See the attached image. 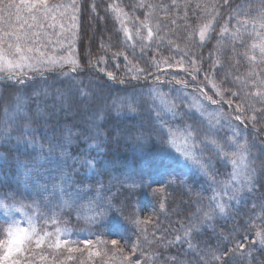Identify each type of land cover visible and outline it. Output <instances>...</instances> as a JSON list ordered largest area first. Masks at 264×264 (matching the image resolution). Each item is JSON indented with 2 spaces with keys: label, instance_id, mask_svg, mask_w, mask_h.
I'll return each instance as SVG.
<instances>
[{
  "label": "trees",
  "instance_id": "trees-1",
  "mask_svg": "<svg viewBox=\"0 0 264 264\" xmlns=\"http://www.w3.org/2000/svg\"><path fill=\"white\" fill-rule=\"evenodd\" d=\"M147 2L158 6L153 10L152 19L153 22L160 23V29L154 35L155 49L147 51V58L154 62L156 56H162V59L183 61V64L192 66L194 65L191 61H195V67L198 66L200 69L197 79L214 81L226 98L239 99L243 95L240 81L236 79L233 71H229L225 59L218 56V49L222 38L230 33L235 15L261 7L262 0H228L227 4L224 0H147ZM111 3L121 5L129 16L138 20H143L147 12L145 8L136 7L139 0H76V5L80 9L77 13L79 33L72 47V54L80 67L75 71L71 66H63L44 71L43 76L34 74L23 84L7 80L6 74L0 73V123L4 105L8 104L11 107L14 95L33 97L29 107L34 109V90L40 91L43 101L41 107L50 115L39 119L33 125L32 136L45 143L48 138L64 135L71 129L74 139L66 146L65 160L66 175L71 177L70 183L80 185L87 195H97L98 192L99 196L104 198L106 196L112 204V219L104 225H95L90 220L81 219L74 208H63L57 216L56 225L51 223L43 225V221H38V224L43 225L47 231L54 232L56 227L66 229L68 233L66 238L72 241L71 246L79 248V251L69 253L66 247L57 250L49 248L46 243L40 249L34 248L30 259L34 264H120L113 256L114 250L110 243L113 238L121 239L127 246L126 251L139 242L144 255L138 252L137 256L143 264H204L199 256L206 255L209 251L224 252L241 241L245 243L244 251L226 257L224 264H264V248L253 245L250 249L248 239L242 238V235L246 234L245 230L252 225L264 226L258 219L264 216L262 212L264 150L261 149V146H264V120L256 118L255 127L250 129L247 126L249 133L255 135L260 142L254 144L253 150L256 153L253 157L257 158L255 162L257 173L251 186L258 197L248 211H244V202L251 191L232 198L236 189L235 183L233 185L228 183L226 174L229 168L220 163L217 164V168L218 172L221 174L223 172V177L216 179L217 183L212 188H202L197 184L189 188L181 181H172L167 185L153 183L154 179L159 178L167 170L165 167L160 169L159 166L150 165L144 171L148 174L147 182H140L133 187L125 184L126 179L133 176L131 165L136 164L139 159L145 164L157 165L165 161L163 154L165 144H161L155 138L149 140L146 135L142 155L139 159H133L134 136L137 133H146L155 126L153 114L156 102L152 99L155 96L152 90L159 87V84L167 85L171 79L162 78L163 76L152 72L149 75L155 77L133 81L115 65L122 67L123 61L118 58L119 51L124 52V56L130 54L128 49L123 50L121 37L115 30L111 12L107 8ZM210 13H218L213 22L214 29L209 33L206 43L199 45L195 30L210 19ZM226 24L228 33L222 37L220 30ZM188 38L192 39V43L185 45L184 42ZM116 56L117 61L114 62ZM101 57L108 67L98 62ZM109 72L113 73L115 79L108 77ZM162 79L164 81H160ZM79 89H84L90 94L91 106L82 104L77 96ZM59 91L70 92L68 104L62 106L55 99ZM45 92L50 94L47 99L43 96ZM232 92H239V95L233 96ZM172 97L173 95L169 98ZM113 101H123L125 104L129 102L135 104L139 101V104L136 112L109 110L106 118L98 122L100 135L97 137L93 111L105 104L111 106ZM258 129H262V132ZM94 144H98L99 147H93ZM34 152L35 149L29 148L26 144H18L15 133L11 140L0 139V197H4L5 202L23 200L24 203L31 204L29 191L18 181L17 165L18 161L29 159ZM85 158H94V166L91 169L82 166L81 161ZM225 181L230 185L229 190L221 187V183ZM214 196L216 200L212 199ZM217 202L225 204L226 212L225 214L214 212L212 219L200 224V231L194 232L191 238L195 250L189 249L186 240L174 242L177 235L184 236L181 225L187 227L194 216L200 223L202 212L209 211V205ZM161 204L164 205L163 210ZM45 205L50 206L45 202L42 206L44 210ZM145 208L156 210V216L151 215L152 224L141 226L147 228L144 234L146 239L141 235L140 228L132 223L133 217L144 219L142 215ZM198 209L201 211L198 212ZM85 240L92 243L85 247L82 243ZM96 252L100 255H95ZM41 255L47 259L41 260ZM137 256H133L132 259L135 260ZM145 256L151 259H145Z\"/></svg>",
  "mask_w": 264,
  "mask_h": 264
},
{
  "label": "snow or ice",
  "instance_id": "snow-or-ice-1",
  "mask_svg": "<svg viewBox=\"0 0 264 264\" xmlns=\"http://www.w3.org/2000/svg\"><path fill=\"white\" fill-rule=\"evenodd\" d=\"M224 3L227 4L228 0H224ZM264 4V0H262ZM138 8H145L147 12L143 20L138 21V26L135 30L136 38L141 41L147 40L151 42L154 35L160 29L159 22H153V10L158 6L152 3H148L147 0H139V3L136 5ZM199 7V5H197ZM108 10L112 12L115 16V19L121 23V30L125 34L128 40L133 39L132 31L126 25L128 20L126 19L129 14L124 10V8L117 4L111 3L107 6ZM69 9L71 14L69 16ZM79 8L76 5V0H72L71 5H65L62 3H52L50 0H0V73H4L5 79L10 81H16L17 83L23 84L25 82V77L31 79L32 77L29 74H38L43 76L44 71L53 70L57 67H63L65 65L71 66L72 70L75 71L80 67L79 62L74 58V56L69 53L65 56L59 57H47L45 53L41 51L40 39L41 36L47 35L41 30L47 26L50 28H55L57 23L61 30V34L67 30L73 32L77 29V13ZM93 11H95V5H93ZM215 11L213 6V12ZM27 13V16L22 15V13ZM210 19L206 23H203L196 29L198 31L199 40L203 43L208 38V33L213 30L214 21L216 20L217 14H209ZM15 17L17 22L16 25L10 23L12 17ZM68 19L70 22L67 24L64 23V20ZM138 20V18H135ZM51 21L52 23H48ZM175 23V20L172 21ZM251 24L252 31L250 35L254 36L253 42L247 46L248 51L242 53V55L253 65L259 61V63L264 64V7L258 11L257 16L254 20H237L238 27L231 33L232 40L237 39L243 42L244 36L241 31L248 32V26ZM142 30H146V36L142 35ZM155 30V31H154ZM225 33H228V25H224L220 34L223 37ZM171 42V41H170ZM258 53V56H257ZM127 59V57H125ZM98 62H103V57ZM168 67H172L171 64H168V61H164ZM195 64V61H192ZM177 66L180 71H187L183 65V61H178ZM157 68H160V65H156ZM197 71L199 69H196ZM137 72H144L143 68H136ZM108 77L115 79L113 73H107ZM258 74L249 71L247 77L243 79L245 85L251 84L255 91L249 90L246 92L247 95H251L259 98V100L264 103V79L260 80L259 85L256 84L255 79H249L250 77H257ZM133 79H136L137 76L133 75ZM193 79H196V76L193 75ZM159 80V78H156ZM207 79V77H206ZM238 81L241 78L238 76L236 78ZM178 84H181L182 87L186 88L187 83L182 81H177ZM212 89L215 91L217 96H220L221 100L224 99L223 92L220 87L214 82L209 81ZM201 92L204 90L201 89ZM227 91V90H225ZM152 93L156 96H160L161 93L158 89H153ZM50 94L45 92L43 96L45 99L48 98ZM231 95L237 96L239 92H232ZM35 96V108H30L29 104L32 102L33 97H25L21 95H14V103L9 107L8 104L4 105V113L2 117V123H0V139L4 141L11 140L13 138V133H15V139L17 143H24L29 148L39 149L40 153L47 152L49 158L53 153L59 151L61 156L64 155L65 145L71 142L74 139V134L71 129L66 131V134L62 135L55 143L49 142L47 149L45 145L40 143L32 136L33 125L39 120L45 118L47 114L44 109L41 107L43 101L41 100V92L34 90ZM77 96L82 102V104L90 105L89 96L90 94L84 90H77ZM209 103L216 104L217 101L211 96L205 95L204 97ZM55 99L60 102V104L66 105L70 99V92L59 91L56 94ZM231 104V101H227ZM139 101L135 104L129 102L125 104L123 101L117 102L113 101L112 105L109 106L105 104L102 107L95 108L93 111V124L96 128V136L100 135V123L108 115L109 110L116 112H123L125 110L129 112H136ZM179 105L175 102L171 107H166L165 111H173L174 114L180 115L178 109ZM259 109H257L258 111ZM236 112L243 114L245 109L242 105H237ZM156 118L160 120L159 127H153L150 130H147L146 133H141L139 138H145L151 140L155 138L161 144H171L175 146L177 132L174 128L167 124V121L163 120L162 114L157 111ZM212 119L218 124L221 119H225L221 114H213ZM235 120L239 121L240 124L245 123V119L242 118V115H236ZM248 119L252 122L256 121V116L253 114ZM227 127L230 129L232 135H225L223 137L219 136L214 132H204L202 135L198 132L197 127L194 124H186L184 131L186 136L184 137V147L183 149H177L184 157L185 160L190 161L195 165L200 172L208 179L212 184H216L215 173L212 170V160H224L231 163L233 172L232 179L237 182L239 187L235 189L234 195L232 198H235L237 195H241L245 188L250 192L252 191V185L257 173V168L255 162L257 158L252 156L254 146L249 144L247 139H241V133L236 128L232 127L231 123L227 124ZM93 147H99L98 144H94ZM211 147L212 152L208 158L205 157V153L208 148ZM82 166L91 169L94 166V158L89 159L85 158L81 161ZM23 167L25 168V183L33 182V174L38 172V161H33L32 163H24ZM242 177L243 179H238ZM71 180V177L68 175L62 176L59 184H54L52 192L49 194L47 191V186H41L43 192V200L49 201V197L54 196L57 192L60 193L62 198V204H58L56 207L60 210L63 208H73L78 204V197L83 189H77L73 192H67L68 199H63L64 194L66 193V185ZM38 183V181H37ZM225 188L230 187V185L225 184ZM162 191V189H158ZM213 200H216V197H212ZM42 202L40 199L34 200L31 204H26L21 201L13 200L11 203L5 202L4 197H0V210H3L4 218L0 220V264H34L30 259V255L33 253V249H40L46 243L49 248L61 249L65 248L69 253L79 251V248L72 247L73 243L67 237V230L60 229L59 227L55 228V231H47L43 225L51 223L52 225L58 224V218L55 216L54 212L49 210L46 212L44 207L41 206ZM89 206L95 205L93 209L95 211V216H92L90 219L95 220L97 217L104 218L107 213L112 211V204L108 200H104L101 203V198L97 192V197L94 200L88 201ZM46 207V205H45ZM83 209V205L80 206ZM161 209H164V205H160ZM209 211L202 212V219L200 223L197 222V217L190 219L189 225L181 227L184 229V236L181 237L177 235L174 238L175 243H180L182 240L188 242V247L190 250H195L193 244L191 243V238L194 232L200 231V224L203 221L212 219V213L219 212L220 214H225L226 206L224 203L217 202L214 205H209ZM201 211L198 209V212ZM264 212V208H262ZM35 213V214H33ZM51 213V214H50ZM259 220L264 223V216L258 217ZM38 221H43V225L38 224ZM152 218L146 217L144 219L132 218V223L140 228L141 235L147 232L146 227L152 224ZM64 237V238H62ZM146 239V236H144ZM247 240L248 237L243 238ZM85 247L90 245L92 241L85 240L82 242ZM113 248V256L120 261V264H143L140 258L137 256V253L140 252L141 255L144 253L141 250L140 243L132 245L126 251V245L122 243L121 239H112L110 241ZM252 245H259L264 248V226L257 227L255 231V239L249 241ZM245 249L244 242H237L235 245L225 250L224 252L217 253L215 251H209L206 255L199 256V259L204 262V264H224L225 258L232 255H237L242 253ZM95 255L99 256L100 253L96 252ZM133 256H137L135 260L132 259ZM71 259V257H69ZM41 260H46L47 257L41 255ZM145 259H151L149 256H145Z\"/></svg>",
  "mask_w": 264,
  "mask_h": 264
},
{
  "label": "rangeland",
  "instance_id": "rangeland-1",
  "mask_svg": "<svg viewBox=\"0 0 264 264\" xmlns=\"http://www.w3.org/2000/svg\"><path fill=\"white\" fill-rule=\"evenodd\" d=\"M52 3H62L65 5H71L72 0H50ZM18 2V0H17ZM261 7H264V4H262ZM261 7L252 8L247 11H244L243 13H237L235 17L232 20L233 25L230 26L231 31L228 36H224L222 38V41L219 45L218 49V56L221 59H225L226 65L229 68V71H233L234 75L236 77H240V86H241V92L242 96L235 100L231 97H225L221 100L220 96H217L215 91L212 89L211 85L209 84L208 80H199L197 79V76L199 73L198 66L195 67L194 65H188L183 64L184 67L187 69V71H180L179 67L177 66V61L173 60H165L162 59V56H156L157 59L154 60V62L150 61L147 58V51L153 50L155 47V38L153 37V40L151 42L144 40L142 43L139 41L135 36V30L138 26V21L135 18L128 16L126 19L128 20L127 27L130 28L132 31L133 39L128 40L123 31L121 30L122 25L120 22H118L115 19L114 14L111 12V18L113 21V24L115 26V30L118 35L121 37V44L124 47L123 50L125 51L128 49V54L124 56V52L121 53L119 51L118 56L119 59L123 61L122 67H120L118 64H115L119 69L123 70L124 75L131 78L133 81H140L146 78H151L155 76H150L149 74L152 72H155L158 76H163L162 78L169 77L170 82H168L167 85L159 84V87L157 86L156 89H158L161 93L160 96H154L152 99L155 100L156 106L153 114V119L155 121V126H160V120L156 118V113L159 111L162 114L163 120L167 121V124L170 125L172 128H174L177 132L176 135V143L175 146L171 144L165 143V149L163 150V154L165 156V161L161 163L160 165L154 164V163H147L145 164L143 161H141L140 156L142 155V149H143V143L145 141V138L140 139L139 136L141 133H137V135L134 136V157L133 159H139L136 164L131 165V169H133V176L126 179L127 183H125L127 186H137L140 184V182H147V172H144L147 170L148 166H159V168H166L167 172H165L163 175H161L159 178L154 179L153 183H172V181H181L183 182V185L189 188H193L194 186L199 185V187L202 188H212L215 184H212L208 181V179L200 172V170L193 165L190 161H187L184 159V157L181 155L177 149H183L184 147V137L186 136V132L184 131L186 124H194L198 132L202 135L204 132H214L217 133L219 136L223 137L225 135H232L230 129L227 127V124L230 122L232 127L236 128L241 133V139H247L248 143L253 145L255 147V143L258 142V138L249 133V128L255 127V124L257 122V119L260 121L264 120V103H262L259 98L251 96V95H245L246 92L249 90L255 91L256 88H254L251 84L245 85L243 83V79L247 77V74L249 71H253L258 74L257 77H250L249 79H255L256 84L259 85L260 80L264 79V64L257 63L253 65L250 63L243 55L245 51H248V47L254 39L253 35H250L252 28L251 24L248 26V32H243V29H241L244 39L243 42L241 40L237 39L235 41L232 40L231 33L238 27L237 20H249L252 21L256 18L258 11L261 9ZM71 14V10L69 9V16ZM22 15L27 16L28 14L22 13ZM78 15H77V24H78ZM70 21L68 19L64 20V23L67 24ZM10 23L13 25H16L17 22L15 20V17L13 16ZM48 23H52L49 21ZM2 25V23H0ZM215 26V24H214ZM198 29V28H197ZM214 29V27H213ZM42 32L46 33L47 35L41 36L40 39V45L41 51L45 53V56L47 57H59V56H65L69 53L72 54V47H74V43L78 36V27L74 30L75 35H73V32L65 30L61 34V30L59 28V25L57 23V26L55 28H50L45 26L42 30ZM212 31V30H211ZM210 31V32H211ZM209 32V33H210ZM208 33V36H209ZM142 35L146 36V30H142ZM197 43L199 45H203L206 43L207 39L201 43L199 40V35L197 31ZM185 45H189L192 43V39L188 38L186 39V42H184ZM186 47V46H184ZM155 49V48H154ZM73 55V54H72ZM74 56V55H73ZM258 56V53H257ZM127 57V59H125ZM75 58V57H74ZM77 60V59H76ZM114 62L117 61V56L113 59ZM164 61H168V64H171L172 67H168L167 64L164 63ZM160 65V68H157L156 65ZM102 65L107 66L105 62H102ZM69 66V65H65ZM108 67V66H107ZM112 67V65H110ZM61 68V67H57ZM136 68H143L145 69L144 72H137ZM56 69V68H55ZM49 71V70H46ZM31 77L34 75V73L29 74ZM133 75H136L137 78L133 79ZM193 75L196 76V79H193ZM30 79L28 77H25V82L29 81ZM182 81L187 83V87H182L181 84H178L177 81ZM160 81H164L163 79ZM14 82V81H13ZM24 82V83H25ZM189 86V87H188ZM199 87V88H197ZM203 88L204 92H201L200 90ZM205 94L207 96H211L213 99L217 101L216 104L209 103L204 97ZM172 98H169L172 96ZM227 101H231V104H229ZM178 104L180 107L178 109L180 115L174 114L173 111H165L166 107H171L173 103ZM237 105H242L245 109V112L243 114L238 113L235 111ZM257 109H259L257 111ZM219 113L221 114L225 119H221L220 122L217 124L214 119H212V115ZM256 116V121L252 122L250 119H248L251 115ZM236 115H242V118L245 119V123L241 124L239 121L235 120L234 117ZM152 125H154L152 123ZM154 126V127H155ZM248 126V127H247ZM257 127V126H256ZM261 131L262 129H258ZM264 130V129H263ZM262 132V131H261ZM264 133V132H263ZM249 135L251 138H249ZM62 135H58L55 137L48 138L45 143V149H47L49 142L55 143ZM65 145V152L64 155L61 156L59 151H56L52 154V156L49 158L47 152L40 153L39 149H35L33 156H30L29 159H21L18 161V173L17 178L19 183H21L22 187L29 191L30 193V201L31 203L34 200L40 199L42 202V205L45 202H48L50 206H46L45 211L48 212L51 210V212L55 213V216L57 217L59 213H61V210L58 209L56 206L58 204H62V198L59 192H57L54 196L49 197V201L43 200V192L41 189V186H47V191L50 194L52 192V188L54 184H59L62 176L66 175V157H67V151H66ZM164 147V145H163ZM261 149L264 150V146H261ZM212 152L211 147L208 148V150L205 153V157L208 158ZM256 151L253 150L252 156H254ZM33 161H38V172L33 174V182L25 183L24 177H25V168L23 167L24 163H32ZM220 163V165L228 167L229 170L227 172V181L230 185H233L235 183L236 188L239 187L237 182L232 179V172L233 168L230 162L224 161V160H218L213 159L212 160V170L215 173V178L219 179L220 177H223L222 174L218 172L217 164ZM238 179H243L242 177H239ZM38 181V183H37ZM255 181H253L254 183ZM226 181L225 183H221V187H224L225 184H228ZM225 188V187H224ZM66 193L63 196V199H68L67 192H73L80 188V185H76L74 183H69L66 185ZM226 189V188H225ZM229 190V187L227 188ZM227 191V190H226ZM258 191V189H257ZM245 194L249 193L247 188L243 191ZM97 195H87L85 191H81L78 197V204L73 207L74 210L77 212V216L81 219L90 220L91 222H94L95 225H104L108 221H111L112 215L111 211L107 213V215L104 218L97 217L95 220L90 219L92 216H95V211L93 210L96 206H89L88 201L96 199ZM101 198V203H103L104 200H107L108 198L105 196H99ZM257 193L256 191L253 192V188L250 194H248V197L245 199L244 202V211H248L250 208V205L252 203H255V200H257ZM81 205H83V209H81ZM156 210L151 208H145L143 211V218L151 217V215L156 216ZM35 214V213H33ZM51 214V213H50ZM4 218L3 210H0V220ZM110 219V220H109ZM97 223V224H96ZM257 230L256 225H252L251 228H247L245 230L244 235H242V238L245 236L248 237V244L249 248H252V244L249 243V241L255 239V231ZM112 231V229H111ZM110 237V234H109ZM113 239V238H112ZM244 240V239H243ZM256 246V245H254Z\"/></svg>",
  "mask_w": 264,
  "mask_h": 264
}]
</instances>
